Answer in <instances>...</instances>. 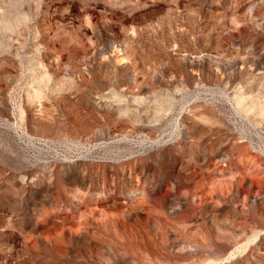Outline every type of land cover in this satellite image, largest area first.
Returning <instances> with one entry per match:
<instances>
[{"label":"rangeland","instance_id":"1","mask_svg":"<svg viewBox=\"0 0 264 264\" xmlns=\"http://www.w3.org/2000/svg\"><path fill=\"white\" fill-rule=\"evenodd\" d=\"M0 264H264V0H0Z\"/></svg>","mask_w":264,"mask_h":264}]
</instances>
